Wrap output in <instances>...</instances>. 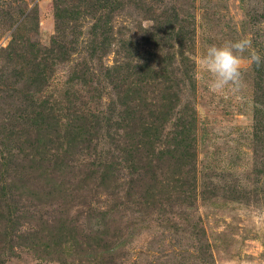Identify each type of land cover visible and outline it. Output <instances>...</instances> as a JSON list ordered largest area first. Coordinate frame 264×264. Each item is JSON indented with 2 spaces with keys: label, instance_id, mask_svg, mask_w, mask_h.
<instances>
[{
  "label": "rangeland",
  "instance_id": "obj_1",
  "mask_svg": "<svg viewBox=\"0 0 264 264\" xmlns=\"http://www.w3.org/2000/svg\"><path fill=\"white\" fill-rule=\"evenodd\" d=\"M243 37L264 57V0H0V264H264V63L201 65ZM126 89L148 151L107 138Z\"/></svg>",
  "mask_w": 264,
  "mask_h": 264
},
{
  "label": "trees",
  "instance_id": "obj_2",
  "mask_svg": "<svg viewBox=\"0 0 264 264\" xmlns=\"http://www.w3.org/2000/svg\"><path fill=\"white\" fill-rule=\"evenodd\" d=\"M74 78L77 77L71 78L70 82H73ZM73 91L76 92L75 90ZM64 94L68 95L66 93ZM75 100L79 101V99L72 94V97L70 96L69 102H73ZM137 100L138 103H135ZM143 100H145L143 97H141L140 95H134V93L129 89H126V92H124L123 105H125L127 109L124 111L123 115H121L119 121L113 124L112 133L109 134L110 137L107 136L108 139L113 141L111 142L113 150L117 151L119 149V151L121 152V147H119V145H121L122 143H127L126 145L131 151H141L140 149L148 151L144 147H149L151 141L146 139L145 142L144 138H148L154 134V132L158 128V125H156V123L160 121L162 115L164 116V111L160 107H157V105L152 104V108L144 106V103H141V101ZM80 104L84 103L81 102ZM58 120L59 118L56 119V121ZM68 120L70 121L68 122V126L70 128L67 127V132H70L72 130V126L75 123L84 128L86 131L89 127H92L91 122L85 115H77L74 111H72V115ZM137 136L141 137L142 141L136 142L135 139ZM120 139H123L122 143L119 141ZM126 140H128L129 142ZM117 142L120 144L116 145ZM161 154L168 155V153L165 152H161ZM140 157L141 158L138 159L139 161L142 159V156ZM16 165L20 168V163H17ZM132 183L133 181L131 180L129 184ZM133 184L131 186H133Z\"/></svg>",
  "mask_w": 264,
  "mask_h": 264
},
{
  "label": "clouds",
  "instance_id": "obj_3",
  "mask_svg": "<svg viewBox=\"0 0 264 264\" xmlns=\"http://www.w3.org/2000/svg\"><path fill=\"white\" fill-rule=\"evenodd\" d=\"M245 62L255 64L256 67L264 63V57L253 48L252 40L248 37L210 45L201 57L203 71L209 78V87L215 93L239 90L243 84Z\"/></svg>",
  "mask_w": 264,
  "mask_h": 264
}]
</instances>
